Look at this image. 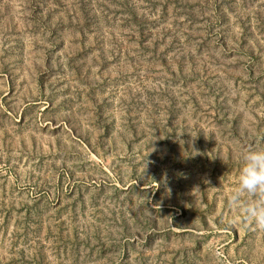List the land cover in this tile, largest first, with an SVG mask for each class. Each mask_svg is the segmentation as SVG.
Masks as SVG:
<instances>
[{
	"label": "rangeland",
	"instance_id": "374dc122",
	"mask_svg": "<svg viewBox=\"0 0 264 264\" xmlns=\"http://www.w3.org/2000/svg\"><path fill=\"white\" fill-rule=\"evenodd\" d=\"M264 0H0V264H264Z\"/></svg>",
	"mask_w": 264,
	"mask_h": 264
},
{
	"label": "clouds",
	"instance_id": "9594fccd",
	"mask_svg": "<svg viewBox=\"0 0 264 264\" xmlns=\"http://www.w3.org/2000/svg\"><path fill=\"white\" fill-rule=\"evenodd\" d=\"M241 159L238 185L231 202H238L244 194L260 197L259 203L250 204L245 209V221L264 229V148L251 149Z\"/></svg>",
	"mask_w": 264,
	"mask_h": 264
}]
</instances>
